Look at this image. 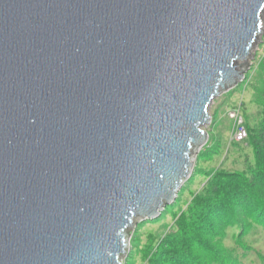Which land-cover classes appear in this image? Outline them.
<instances>
[{"label":"water","instance_id":"water-1","mask_svg":"<svg viewBox=\"0 0 264 264\" xmlns=\"http://www.w3.org/2000/svg\"><path fill=\"white\" fill-rule=\"evenodd\" d=\"M264 0H0V264H124L177 197Z\"/></svg>","mask_w":264,"mask_h":264},{"label":"trees","instance_id":"trees-1","mask_svg":"<svg viewBox=\"0 0 264 264\" xmlns=\"http://www.w3.org/2000/svg\"><path fill=\"white\" fill-rule=\"evenodd\" d=\"M247 90L249 102L246 104L241 99L238 108L247 136L241 141L230 139L228 144L249 147L251 158L239 155L244 159L242 168L222 167L217 157L226 158L229 146L226 148L221 132L212 130L217 138L208 140L206 146L210 148L211 143L213 147L208 151L201 149L198 154L196 170L206 173L201 179L203 186L194 191L187 202L183 198H188L190 190L179 191L177 197L182 201H173L180 208L173 222L169 204L161 217L138 225V230H145L151 225L150 221L164 217L155 224L158 227L168 215L171 217L169 225L172 223L157 247L154 231L151 239L144 237L145 247L133 245L132 264H241L243 257L253 251V245L246 240L247 232L253 225L264 228V81L256 85L252 80ZM191 177L192 174L189 180L194 181L199 175ZM235 229L238 230L236 235ZM230 232L229 246L226 243ZM138 251L141 255L134 257Z\"/></svg>","mask_w":264,"mask_h":264},{"label":"rangeland","instance_id":"rangeland-1","mask_svg":"<svg viewBox=\"0 0 264 264\" xmlns=\"http://www.w3.org/2000/svg\"><path fill=\"white\" fill-rule=\"evenodd\" d=\"M261 19H262L263 31L259 36L256 45H254L252 49L249 68L245 73L244 79L241 82H239L235 87L226 91L225 93L220 94L218 97L214 99L209 109L210 123L205 126V130L208 132V140H211L213 138L216 139L217 135H215V133L219 131L221 132V137L224 140V144L226 145V148L229 146V152L226 158L221 156L217 157L218 160L220 161V164L221 163L223 164L222 167L226 169H228L229 167L242 168L244 159H241L239 155H242L245 158L246 157L251 158V150L249 147H242L241 145H236L235 143L229 145L228 143L229 140L231 139L232 131L234 127H236L238 118H241L243 121V117L240 114L241 112H238L237 110L239 108V105L241 104V99H243V101L246 104H248L249 102L250 92L248 90L246 91L248 84L252 80H254L256 85L258 84L262 85L264 81V59H263L264 58V9L261 14ZM234 110L238 112L237 118L230 117V112ZM212 130L216 132L213 134ZM206 144L201 148L202 151L203 150L205 151V149L206 151L211 150V147H213V145L211 143L209 144L208 142L210 148L207 149ZM198 154L194 160L191 178H193L194 175H199V178H196L194 181L188 179L189 181L188 180L185 181V183L181 187V190L183 188L190 190L188 198H183L185 202H187L189 198L191 199L192 194L195 193L196 190H198L201 186H203L202 183L203 181L201 179H203L202 177L206 175L205 172H201V170H196V167L199 163ZM176 200L182 201L178 197H176L174 202ZM174 202L170 204L171 210L169 211L170 214L172 215V222L174 220L175 213L179 212L180 210L178 204ZM163 218L164 217H162V219ZM162 219H158L156 221H150L151 225L146 227L145 230H138V225H141V223H143L142 221L145 220L138 221L132 227L130 241H129V250L126 256L124 257V264H132V262L134 263V259H132L133 247L136 245H139L140 247H145L143 239L144 237L151 239L152 231L156 232L155 234L153 233L155 235L154 238L155 247H157L158 244L161 243L163 237L167 234V232L170 230L172 226V223L169 225V223L171 222V217L168 215L161 222V224L163 225L158 224L159 228L156 227L155 224L159 223V221H161ZM155 228L156 230H153ZM234 233L236 235L238 233V230L235 229ZM230 238H231V232L228 234V239H227L228 243H226L229 246L231 245ZM246 240L248 243H250V245H253V251L250 252L248 256L245 255V257H243L241 264H264V228L257 225L251 226L249 231L247 232ZM152 252L153 250H151V253ZM137 255L140 256L141 251L136 252L134 257H136Z\"/></svg>","mask_w":264,"mask_h":264},{"label":"built area","instance_id":"built-area-1","mask_svg":"<svg viewBox=\"0 0 264 264\" xmlns=\"http://www.w3.org/2000/svg\"><path fill=\"white\" fill-rule=\"evenodd\" d=\"M237 111H235V110L231 111L230 117L231 118H237L238 117ZM246 136H247V133H246V129L244 128V126L242 124V119L238 118V121L236 123V127H234L232 134H231V140L241 141V140L245 139Z\"/></svg>","mask_w":264,"mask_h":264}]
</instances>
